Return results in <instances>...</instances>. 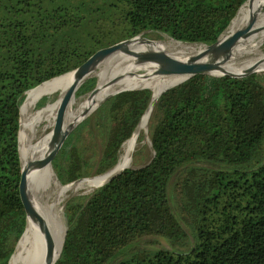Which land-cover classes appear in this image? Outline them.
I'll return each instance as SVG.
<instances>
[{
  "label": "trees",
  "instance_id": "trees-1",
  "mask_svg": "<svg viewBox=\"0 0 264 264\" xmlns=\"http://www.w3.org/2000/svg\"><path fill=\"white\" fill-rule=\"evenodd\" d=\"M245 1L0 0V264L27 236L13 252L31 198L19 151L31 90L146 32L212 44ZM136 87L117 89L70 134L52 163L62 185L115 167L152 101L150 88L127 90ZM146 134V164L67 200L55 264H264V74L193 75L157 98Z\"/></svg>",
  "mask_w": 264,
  "mask_h": 264
},
{
  "label": "bare ground",
  "instance_id": "bare-ground-1",
  "mask_svg": "<svg viewBox=\"0 0 264 264\" xmlns=\"http://www.w3.org/2000/svg\"><path fill=\"white\" fill-rule=\"evenodd\" d=\"M263 1L246 0L245 4L233 18L224 39L214 46L209 47L200 43L177 41L168 38V34L165 40L148 39L144 36H139L126 43L114 45L113 51L111 50L112 52H105L92 58L79 72L71 71L54 77L31 90L20 121L19 148L27 176H29L31 190V198L27 207L33 203L39 217L43 221L30 219V223L27 225V236L9 264H54L61 250L66 229V225L62 219V211L59 207L60 201H62L64 194L68 190L80 188L78 185L70 187L60 185L50 165L36 170L35 163L37 159L42 158L46 154L50 145L51 132L46 133V128H43L42 133L37 136V126L40 123L39 115L35 114L36 110L30 113H28V110L36 106L38 101L51 90L69 81L76 80L85 75L87 76V74L89 75L92 69L103 61V69L98 73V75H102L103 77L101 85H99L95 93L91 94L78 107L67 112L63 119H61L62 128L77 124L98 102L106 96L112 95L113 92L121 87L147 86L152 89V101L144 115L142 123L137 127L132 137L123 144L122 154L115 167L93 179L84 178L74 183L85 184L89 182L88 187L97 186L131 164L133 152L138 141L137 131L139 129L141 131L147 129L148 120L156 99L166 87L186 78L185 75L176 74L133 81V73L139 69H149L151 67L153 69V63H157L160 60L183 63L209 62L219 50L232 42L235 33L247 26L251 19L254 20V23L250 29V33L246 38L241 39L237 43L231 58L219 67L218 72L227 75H238L249 68H255L259 71L264 70V51L260 48L264 38V12H258ZM248 14L253 15L251 19L248 17ZM238 20H241V23L240 25L238 24V30L234 31ZM129 50L142 51L148 54L149 57L129 52ZM247 53L251 55L248 58L241 59ZM114 77H120V79L113 84H109ZM146 139H148L147 136ZM47 221L49 227L45 236Z\"/></svg>",
  "mask_w": 264,
  "mask_h": 264
},
{
  "label": "water",
  "instance_id": "water-1",
  "mask_svg": "<svg viewBox=\"0 0 264 264\" xmlns=\"http://www.w3.org/2000/svg\"><path fill=\"white\" fill-rule=\"evenodd\" d=\"M244 4H245V2H243L241 4L240 8ZM253 23H254V20L251 19L247 26H245L244 28L238 30L235 33V36H234L232 42L228 46H226V47L222 48L221 50H219L214 55V57L212 58V60L209 61V62H205V63H199V62L183 63V62H177V61H171V60H160L157 63H153L152 66L154 68L152 69V71H149V72L146 71V72H144V70H141L140 72H141V74H145V75L147 74V76H165V75H176V74L177 75L180 74V75H185L186 76L185 79H183V80H181V81H179L177 83H174L171 86L166 87L160 93V95L164 91H166L167 89H169V88H171V87H173V86H175L177 84H180L181 82L189 79L190 77H192L193 75H196V74H206V75L215 76V77L231 76V77H234V78H242V77H246L248 75H251L253 73H256L259 70L255 69V68H249L246 71H244L243 73L238 74V75H225L223 73L218 72L219 67L222 64H224L225 62H227L231 58V56L233 54V51H234L237 43L241 39L246 38L248 36V34L250 33V29H251ZM225 30L223 31V33L225 32ZM222 34L219 36V38H218V40L216 42H214L212 44H209V45H207V44H205V45H207L209 47L216 45L218 43L220 37L222 36ZM139 36H143V35L142 34H139V35H137V36H135L133 38L125 39V40L116 42V43H114V45L126 43V42H128V41H130V40H132V39H134L136 37H139ZM114 45L111 44V45H108V46H105V47H102V48L97 49L89 57H87L76 69H74L72 71H76V72L81 71L84 68V66L92 58H94V57H96L98 55H101V54H103L105 52H110L111 50L113 51ZM129 52H134L136 54H141L142 56L149 57L148 54H146V53H144L142 51L141 52L140 51L139 52L138 51L136 52V51H130L129 50ZM119 79H120V77H114L110 81L109 84H113V83L117 82ZM81 83L79 85H77V86L70 87L66 91V93L64 94V96L62 97V99L60 101V104H59V107L57 109L56 115H55V119H54V122H53V125H52V129H51L50 149H49V151H48V153L46 155H44L42 158H38L37 159V161L35 163L36 170L42 169V168H44V167H46L48 165H50L53 168V164L52 163H53L54 157L56 156V154L58 153V151L60 150V148L63 146L64 142L68 139V137L70 136V134L72 133V131L76 127V125L79 122H81L82 120H83L82 122H84L87 118H89L91 115H93L110 97H112V95H109V96H106L105 98H103L100 102H98L95 105V107L90 112L86 113L77 124L71 125V126H69L67 128H62L61 127V117H62L64 108L67 105V103L70 101V99L73 96H75L76 91L79 88V86L81 85ZM97 86H95L90 91L84 92V94L85 93H89V95H90V94L95 93L96 90H97ZM142 88H149V87L143 86V87H136V88L127 89V90H135V89H142ZM127 90H125V91H127ZM146 131H147V129H146ZM19 151H20V148H19ZM127 167H124L122 170H124ZM21 168H22V165H21ZM122 170H120L119 172L113 174L106 182L110 181L115 175H117L118 173H120ZM82 179H84V178H82ZM79 180H81V179H79ZM23 185H24V173H23V169H22V171H21V177H20V182H19V193H20V197H21V190H22ZM30 219H38L40 221H43L42 218L39 217L38 211H37V209H36V207L34 206L33 203H31L27 207V209H26L25 224H24V227H23V230H22L20 236L18 237V239H17V241L15 243V247H14V251L13 252H15V250H16L18 244H19L20 239L24 235L25 230H26V227L28 225V221ZM66 232H67V226H66V229H65V235H64L63 243H64V240H65ZM62 247H63V244H62ZM62 247H61V250L59 252V255H58L57 259L55 260L54 264L56 263V261L58 260V258L60 256V253L62 251Z\"/></svg>",
  "mask_w": 264,
  "mask_h": 264
},
{
  "label": "rangeland",
  "instance_id": "rangeland-1",
  "mask_svg": "<svg viewBox=\"0 0 264 264\" xmlns=\"http://www.w3.org/2000/svg\"><path fill=\"white\" fill-rule=\"evenodd\" d=\"M263 4V3H262ZM262 5L260 6V10H258V12L259 13H263L264 11L262 10ZM236 16V15H235ZM252 16L253 15H250V14H248V17H250V19L252 18ZM240 23H241V20H238L237 21V26H236V28H235V30L237 29L238 30V28H239V25H240ZM239 24V25H238ZM234 30V31H235ZM144 37H146V38H149V39H155V40H161V39H163V40H165V39H167V36L168 35H166V34H163V33H156L155 35H152L151 34V32H146V33H143L142 34ZM168 38H170L169 36H168ZM261 49H262V51H264V38H263V41H262V43H261V47H260ZM251 54L250 53H247V54H245L243 57H241V59H245V58H248L249 56H250ZM104 62V61H103ZM103 62H101L100 64H98L94 69H92V71L90 72V74L88 75L87 74V76L85 75V76H83V77H81V78H78V79H76V80H72V81H69V82H67L66 84H64V85H62V86H64L65 88L63 89V90H60L59 88L61 87H58L57 89H59L58 90V92L57 93H55L54 95H52V97H49V96H44V97H46V100H45V102L44 103H42V104H40V101H41V99H43L44 97H42L39 101H38V103H37V105L36 106H34V107H32V108H30L29 110H28V113H30V112H32V111H34V110H36L35 111V114L38 116L39 115V118H40V120H39V125L37 126V136H39L41 133H42V129L43 128H46L45 129V132L46 133H50L51 132V129H52V125H53V122H54V119H55V115H56V112H57V109H58V107H59V104H60V101H61V99H62V97L64 96V94L66 93V91L70 88V87H72V86H77V85H79L81 82V85L84 83V81H86L87 79H89V78H93V77H95L96 79H97V81H96V85L95 86H97V88L99 87V85H101V82H102V80H103V77H102V75H98V73L103 69ZM101 66V67H100ZM99 67V68H98ZM141 70H144V72H149V71H152V67L151 68H149V69H139V70H136L134 73H133V77H134V80L133 81H135V80H141V79H149V78H152V77H154V76H147V74L145 75V74H141ZM92 73V74H91ZM258 73H260V74H264V70H260V71H258ZM98 80H99V82H98ZM80 85V86H81ZM80 86H79V88L77 89V91H76V94H75V96H73L71 99H70V101L67 103V105L65 106V108H64V111H63V114H62V117H61V119H63V117L67 114V112L68 111H70V110H73V109H75L76 107H78V105L79 104H81L85 99H87V98H89L90 97V95H89V93H85L84 94V92L83 91H80ZM94 86V87H95ZM49 100H52L51 102H49V103H47ZM23 104V103H22ZM51 104V105H50ZM51 108V109H50ZM55 109V110H53V109ZM53 110V111H52ZM50 113V114H49ZM54 114V115H53ZM41 116V117H40ZM53 116V117H52ZM89 116V115H88ZM52 119H53V121H52ZM83 121V120H82ZM81 121V122H82ZM81 122H79L77 125H76V127L73 129V131L76 129V128H78V126L80 125V123ZM48 124V125H47ZM72 131V132H73ZM138 133H137V136H138V138H139V136L140 135H143L144 136V139L143 140H141V141H137V146H136V148H135V150H134V152H133V156H132V162H131V164L130 165H128V167H138V166H141V165H144V164H146L150 159H151V157L153 156V150H152V147H151V144H150V141L148 140V139H146V133H147V131L146 130H138L137 131ZM132 137V136H131ZM39 138V137H38ZM130 139V138H129ZM128 139V140H129ZM49 149H50V145H49V147H48V149H47V152H46V154L48 153V151H49ZM122 151H123V145H122V148H121V151H120V155L122 154ZM45 154V155H46ZM120 155H119V158H120ZM127 167V166H126ZM54 171V170H53ZM54 175H55V177H56V174H55V172H54ZM97 176H99V175H96V174H92L91 176H89V177H86V178H95V177H97ZM56 180H57V182L60 184V185H62L60 182H59V180L57 179V177H56ZM76 182H78L77 180L76 181H74V182H72V183H69V184H66V186L67 187H70V186H73V185H78V186H80V188H78L77 190L76 189H70V191L68 190L65 194H64V196H63V199H62V201H60V204H59V207H60V210L62 211V219H63V222H64V224L66 225V217H65V215H64V206H65V203L67 202V200L68 199H70L71 197H73V196H76V195H87V194H89L91 191H93L96 187H98V186H100V184L102 183H99L97 186L95 185V186H92V187H88L89 186V182L88 183H79V184H74V183H76ZM102 185V184H101ZM64 186V185H63ZM46 220H47V218H46ZM48 227H49V223H48V221L46 222V230H45V236L47 235V232H48ZM160 241H161V243H163V244H165V242L162 240V239H160Z\"/></svg>",
  "mask_w": 264,
  "mask_h": 264
}]
</instances>
